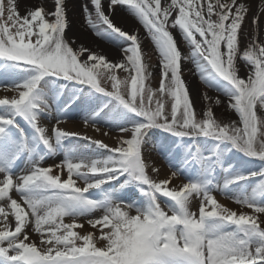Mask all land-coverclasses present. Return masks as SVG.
I'll return each mask as SVG.
<instances>
[{
    "label": "snow or ice",
    "instance_id": "obj_1",
    "mask_svg": "<svg viewBox=\"0 0 264 264\" xmlns=\"http://www.w3.org/2000/svg\"><path fill=\"white\" fill-rule=\"evenodd\" d=\"M53 2L52 11L41 4L21 15L17 0H0V78L11 80L0 88L14 93L0 97V264H264V9L243 0H87L88 27L120 50L113 61L67 39L65 0ZM118 7L158 53L156 88L138 30L112 19ZM250 14L257 32L241 49ZM188 62L218 93H202L199 112L183 77ZM222 96L237 121L216 117ZM75 108L87 112L85 128L109 138L117 129L115 146L60 127ZM70 138L86 143L66 145ZM150 144L166 153L170 176L149 174H160L145 160ZM181 175L186 182L174 185Z\"/></svg>",
    "mask_w": 264,
    "mask_h": 264
},
{
    "label": "rangeland",
    "instance_id": "obj_2",
    "mask_svg": "<svg viewBox=\"0 0 264 264\" xmlns=\"http://www.w3.org/2000/svg\"><path fill=\"white\" fill-rule=\"evenodd\" d=\"M76 7L78 9V16H75L72 13V8L69 5V3L65 0L66 4V13H67V19H68V28L66 29V38L69 40H75L76 43L82 44L87 48L92 49L93 51L103 53L105 54L110 60H119L121 58L120 50L117 47V45L113 44L110 41H107L105 39H102L94 34V32L88 27L86 20H85V14L83 12V5L87 2V0H74ZM252 1V2H251ZM250 2L243 0V2L249 4L252 6L253 11H256L257 9H264V0H251ZM163 2V0H162ZM19 2H17L18 4ZM43 5L46 10L52 11L54 10V2L53 0H34L30 3V7L27 8V10H31L36 6ZM19 5L18 4V10H19ZM26 10V11H27ZM21 15H24L22 11H20ZM116 12H120L124 14L131 22L132 25L129 26V29L127 31L130 32V34L133 31L138 30V33L141 37V40L143 41L142 47L146 49V54H145V62L149 65L150 71L153 73L152 77L148 81L151 87L156 88L158 87L157 83L159 81V58H158V53L154 48V45H152L150 40H145L144 37L146 36V32L143 29L142 25L138 22V20L132 16L126 9L118 7L116 9ZM260 15V26H259V39L261 41H264V12L258 13ZM116 23V22H114ZM117 24V23H116ZM244 33L247 34V39L244 38V36H241V43L240 47L243 49L246 47L247 43H249L252 39V37L256 34L257 28L255 25L251 23V14L246 18L245 23L243 25ZM126 31V30H125ZM177 39L179 41V47L184 51L187 52V46L183 43V41L180 39L179 34H176ZM72 39H71V38ZM87 37H90L88 39ZM183 77L186 81V83L189 85L190 88V94L195 101V107L197 111L199 112L200 110L204 109L206 106V101L203 99L202 93H207L209 96L215 97L218 95L214 90L208 89L206 85L203 84L202 81L199 80L198 74L195 73V68L194 66L188 62L184 64L183 66ZM239 67L241 69L240 75L242 77L246 76V69L244 67L243 61H240ZM121 78H123L126 73H118ZM5 83H11L10 79L7 78H0V84H5ZM110 86V83H109ZM14 93L12 91H7L4 90L3 88H0V97L4 95L11 96ZM221 99L224 101L223 104L221 105H212L213 110L219 109L221 111V115H216V117L219 120H222L224 122H230V121H237L239 119L238 115L233 111L227 108V98L226 97H221ZM215 107V109H214ZM87 115V112L83 110L82 108H75L69 115L63 120V122L60 124V127L64 128L66 131L70 132H78L81 133L82 135L86 134L94 139H103L106 143H108L110 146H115V137L118 135H121L117 129L112 128L110 130V136L105 137L101 135L100 133H96L91 127L85 128L84 126V116ZM223 115V116H222ZM106 119H111V117H107ZM47 126H52L55 124V120H50V121H45ZM68 123V124H67ZM69 125L70 127H74L75 129L72 130V128L65 127V125ZM102 127H105L102 125ZM87 129H92L93 131H88ZM105 130H108L105 127ZM126 138L129 136V134L125 133L123 134ZM159 135V133H157ZM66 145H72L76 143H86L85 141L77 140L76 138H70L68 141L65 142ZM104 154H107V150H101ZM166 153L161 150L159 144H150L147 145L144 148V157L146 162H148L151 165H154L155 167L160 169V174L157 177L155 173H152L151 168H149V174L153 176L154 179H163L167 176H170V173L173 169L169 167V164L165 158ZM64 158V154L57 153L53 156L47 157L46 161L44 163V166H50V165H55L62 161ZM240 161V154H236L235 157L231 158V163L233 165H238ZM249 167L252 168H257L260 166L259 161H254ZM25 167V164L20 166L19 165V170H23ZM225 167H227V163H225ZM183 182H186V179L183 175H181L177 179H173V184L174 185H179ZM80 182L78 181V184ZM250 191V189H249ZM217 196V199L220 200L223 203H227L230 207L239 210V206L235 205L232 201L230 200H225V198L219 193L216 192L214 193ZM138 195V194H135ZM226 201V202H225ZM198 208V201H193L192 204V210L196 211ZM244 211H249L248 209H243ZM101 215L100 211H96L91 214L90 218H95ZM13 219L14 218H10ZM87 218H80V222H84ZM66 222H68V218H66ZM14 226V224H13ZM264 227V225H262ZM77 231H81L80 229H77ZM88 231H93V229L90 228L85 223L83 232H88ZM34 240L39 243L38 237L33 234L32 237Z\"/></svg>",
    "mask_w": 264,
    "mask_h": 264
},
{
    "label": "bare ground",
    "instance_id": "obj_3",
    "mask_svg": "<svg viewBox=\"0 0 264 264\" xmlns=\"http://www.w3.org/2000/svg\"><path fill=\"white\" fill-rule=\"evenodd\" d=\"M34 1V0H17V2H19V10L22 11L23 13L26 14V10L28 7H30V3ZM69 5L71 6L70 8H72V13L75 16H78V9L76 7L75 1L74 0H66ZM248 2H250L251 0H246ZM252 2V1H251ZM66 3V2H65ZM112 19L114 20V22L117 23V26H120L123 30H128L129 26L132 25V22L122 13L120 12H116L113 14ZM71 38V37H70ZM88 39L91 40L90 37H87ZM72 39V38H71ZM46 123V122H45ZM68 124V123H67ZM65 125V127H69L72 128V130H74V127H70L69 125ZM88 131H93L92 129H87ZM13 198H18L17 194L15 192L12 193ZM226 202V201H225Z\"/></svg>",
    "mask_w": 264,
    "mask_h": 264
},
{
    "label": "trees",
    "instance_id": "obj_4",
    "mask_svg": "<svg viewBox=\"0 0 264 264\" xmlns=\"http://www.w3.org/2000/svg\"><path fill=\"white\" fill-rule=\"evenodd\" d=\"M214 109H215V107H214ZM214 112H215L216 115H219V114L221 115V114H222L221 111H220L219 109H217V110L215 109ZM222 116H223V115H222Z\"/></svg>",
    "mask_w": 264,
    "mask_h": 264
}]
</instances>
